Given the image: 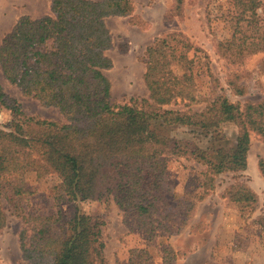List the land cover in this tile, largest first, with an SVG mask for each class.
<instances>
[{"label":"trees","instance_id":"16d2710c","mask_svg":"<svg viewBox=\"0 0 264 264\" xmlns=\"http://www.w3.org/2000/svg\"><path fill=\"white\" fill-rule=\"evenodd\" d=\"M174 2L180 13L182 0ZM234 2L241 7L240 18L249 12L256 32L243 41L251 52L263 49L264 0ZM134 4L135 0H50L49 13L20 15L1 38L3 77L21 94L57 107L66 120L59 124L26 116L0 84V105L13 115L10 129L0 128V230L10 215L22 220L19 249L31 264H106L104 220L79 210L69 220L62 214V201L83 199H111L127 227L142 231L148 243L129 249L128 264H155L149 246L159 250L165 263H174L177 253L172 246L155 244L154 239L157 231L173 232V219L178 217L183 224L194 202L174 196L167 173L170 157L184 155L203 164L202 184L209 189L217 174L246 168L251 132L264 142V96L242 105L221 93L197 97L188 50L199 49L180 31L146 46L142 76L146 95L121 103L111 100V82L104 70L112 66L106 54L112 38L105 19L131 16ZM229 44L242 43L233 33L217 47L229 49ZM174 65H179L178 71ZM202 102L200 110L190 108ZM179 104L182 108L175 107ZM227 123L237 128L230 148L223 145ZM24 125L41 127L43 132L34 138ZM177 127L201 129L211 141H219L218 146L181 145L169 134ZM36 144L42 146L41 156L34 150ZM257 164L264 175V159L258 158ZM29 170L37 178L53 172L60 176L52 192L53 213L30 214L18 205L31 193L25 185ZM223 195L251 208L258 201L256 192L240 181L228 184ZM262 220L264 216L256 221Z\"/></svg>","mask_w":264,"mask_h":264},{"label":"rangeland","instance_id":"374dc122","mask_svg":"<svg viewBox=\"0 0 264 264\" xmlns=\"http://www.w3.org/2000/svg\"><path fill=\"white\" fill-rule=\"evenodd\" d=\"M36 3L37 0H0V41L20 15L35 17L50 12V1L46 6H36ZM175 5L174 0H135L131 16L106 17L112 38V45L106 54L112 60V66L104 73L111 82V100L121 103L146 95L142 78L145 48L155 39L177 31L182 32L199 49L188 50L189 57L193 56L194 93L197 97L212 98L221 93L240 105L262 98L264 48L251 52L247 42L243 41L256 33L249 12L240 18L241 7L234 0H182L180 13ZM257 11L262 16L260 8ZM233 33L240 39V46L229 44V49L217 47L218 42L230 40ZM174 69L178 71L179 65H174ZM0 84L5 96L16 99L26 116L59 124L66 122L57 107L41 105L35 98L21 94L19 88L10 84L1 71ZM233 87L243 88L244 91L235 93ZM203 105L202 102L190 108L200 110ZM175 107L182 108L180 104ZM12 121L11 111L0 105V128L9 130ZM23 128L34 138L43 132L37 126L24 125ZM236 132L235 125L225 124L222 129L224 146H233ZM169 134L181 145H189V142L206 148L212 144L218 146L219 143L211 141L210 136L201 129L193 131L177 127ZM34 150L41 156L43 149L40 144H36ZM248 154V169L217 174L214 186L209 189L202 184L203 164L184 155L170 157L167 173L173 184L174 196L194 202L183 224L178 217L173 219L170 222L173 232L157 231L154 239L155 244L167 242L176 251L172 264H264V220L256 221L264 216V178L259 177L256 168L258 158L264 159V142L252 132ZM60 180L55 172L37 178L34 171H27L25 185L31 193L21 198L18 205L30 214L53 213V187ZM235 181L248 182L255 189L258 201L254 208L224 197V188ZM167 198L171 197L168 195ZM60 207L66 220L76 210L104 220L102 238L106 264H128L129 249L148 243L141 230L127 227L121 211L111 199L64 200ZM22 225L19 217L10 215L7 225L0 230V264H31L22 258L19 249L18 231ZM178 226L181 228L177 231ZM149 249L155 264H167L156 247L149 246Z\"/></svg>","mask_w":264,"mask_h":264},{"label":"crops","instance_id":"0c3cea01","mask_svg":"<svg viewBox=\"0 0 264 264\" xmlns=\"http://www.w3.org/2000/svg\"><path fill=\"white\" fill-rule=\"evenodd\" d=\"M49 1H50V0H37L36 6H46V5H49V4H48ZM43 14H44V13H43ZM43 14L35 15V17L41 16V15H43ZM249 148H250V147H249ZM248 152H249V150H248ZM248 152H247V165H246V168H245L242 172H244L246 169H248V168L250 167V159H249L250 157H249ZM257 161H258V160H257ZM256 168H257V171H258V175H259V177L264 178V175L260 172V170H259V168H258V164H257V162H256ZM247 184L253 189V191H255V189L250 185V183L247 182ZM255 192H256V191H255ZM256 194H257V192H256ZM257 197H258V196H257Z\"/></svg>","mask_w":264,"mask_h":264}]
</instances>
